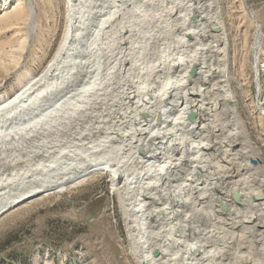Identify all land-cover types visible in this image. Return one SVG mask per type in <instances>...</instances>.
<instances>
[{
    "label": "bare ground",
    "instance_id": "bare-ground-1",
    "mask_svg": "<svg viewBox=\"0 0 264 264\" xmlns=\"http://www.w3.org/2000/svg\"><path fill=\"white\" fill-rule=\"evenodd\" d=\"M66 1L53 59L0 103V217L106 174L139 264H264V166L218 0ZM18 3L0 21L26 13L27 47L38 9Z\"/></svg>",
    "mask_w": 264,
    "mask_h": 264
},
{
    "label": "rangeland",
    "instance_id": "rangeland-1",
    "mask_svg": "<svg viewBox=\"0 0 264 264\" xmlns=\"http://www.w3.org/2000/svg\"><path fill=\"white\" fill-rule=\"evenodd\" d=\"M218 2L239 117L264 166V0ZM17 4L18 0H0V17ZM34 4L38 22L27 47L26 13L17 21H0V103L13 97L28 77L46 69L64 37L67 1ZM91 5L83 6L85 18L92 19ZM256 28L261 34L254 52ZM244 240L249 244L248 237ZM0 264H139L109 176L95 174L82 185L33 199L2 215Z\"/></svg>",
    "mask_w": 264,
    "mask_h": 264
},
{
    "label": "water",
    "instance_id": "water-1",
    "mask_svg": "<svg viewBox=\"0 0 264 264\" xmlns=\"http://www.w3.org/2000/svg\"><path fill=\"white\" fill-rule=\"evenodd\" d=\"M196 20H197V18L194 17V18H193V21H196ZM258 32H260V30H259ZM258 37H259V36H258ZM258 43H259V38H258ZM195 74H196V72H195V70H193V71L191 72V75L194 77ZM196 118H197L196 113H195V112H192V113L190 114V116H189V121H190L191 123H195V122H196ZM254 163L256 164L255 161H254ZM234 199H235V201L239 204V203H240V199H241V197H240L239 194H235V195H234ZM224 210H227V208L224 207ZM155 256H158V253H155Z\"/></svg>",
    "mask_w": 264,
    "mask_h": 264
}]
</instances>
